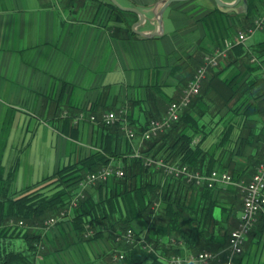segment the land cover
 Here are the masks:
<instances>
[{
    "label": "crops",
    "instance_id": "1",
    "mask_svg": "<svg viewBox=\"0 0 264 264\" xmlns=\"http://www.w3.org/2000/svg\"><path fill=\"white\" fill-rule=\"evenodd\" d=\"M69 1L0 0L1 198H17L38 188L43 191L53 180L47 178L57 168L96 147L93 141L101 138L102 130L95 123L82 120L73 122L78 127V137L68 136L62 130L64 127L58 126L63 109L91 108L98 102L95 113L99 114L130 100H141L148 109L146 97L152 85H159L169 97L179 98L183 87L177 86L176 80L169 76L176 62V52L185 57L184 52H194L200 46L208 51L220 47L216 39H212L216 36L215 17L227 26L217 33L222 46L224 39L236 35L264 14V3L247 18L242 0L235 11L220 10L228 15L215 11L218 9L215 0L174 1L162 13L163 32L160 35L143 37L131 29L133 35L126 33L119 38L113 34V27L122 25L113 16L116 13L110 10L109 16L103 17L108 6L99 9L93 0H79L76 5ZM163 1L125 0L118 3L139 9L144 14L146 27L137 29L150 33L157 26L155 12ZM135 15L137 19L132 24L138 20ZM128 18L134 19L132 15ZM241 22H245L244 26ZM261 31L264 32V28ZM262 40L264 34L255 31L238 44L249 50ZM228 57L211 69L201 86L204 99L199 104L207 110L198 116L202 131L194 141L202 148L216 152V156L220 151H233L231 167L242 172V178H249L252 170L248 169V173L243 170L255 147L248 143L241 149L242 154L236 150H240L242 136L246 137L250 129L253 130L251 133L260 129L264 114L254 116L256 125L254 120L246 124L240 111L231 110L240 99L225 100L218 97L215 89L227 90L222 80L236 86L252 79L251 91L262 92L258 101L264 97V65L252 70L238 62L226 65L227 60H240L234 47L229 50ZM252 57L249 61H253ZM237 74L239 76L234 78ZM134 114L142 117L137 107ZM40 144L45 147L42 149ZM110 163L123 166L122 159H111ZM88 192L99 196L95 187ZM67 230V245L56 250L52 244L64 240L63 230L58 225L45 229L43 237L49 247L45 248L47 253L39 255L38 264H107L103 256L114 249V244L106 236L79 241L71 229ZM248 239L239 264H264V249L258 257L264 239L257 243ZM16 240V247L22 248V240Z\"/></svg>",
    "mask_w": 264,
    "mask_h": 264
},
{
    "label": "trees",
    "instance_id": "2",
    "mask_svg": "<svg viewBox=\"0 0 264 264\" xmlns=\"http://www.w3.org/2000/svg\"><path fill=\"white\" fill-rule=\"evenodd\" d=\"M93 1L97 2L99 9L108 6L116 13L115 19L122 22V25L113 27L115 36L122 38L126 33L133 35L131 24L137 19L135 13L120 9L110 0ZM77 2L79 0H70L69 4L76 5ZM263 3L264 0H245L246 17L257 12L258 7ZM215 11L220 15H228V12L223 13L218 9ZM128 15H132L134 19L130 21ZM214 21L213 29L216 36L212 39H216V43L221 46L222 40H219L217 33L222 32V29L225 30L227 26L217 17ZM244 23L241 22V26H244ZM233 47L240 55V60H227L226 65L238 62L250 70L264 65V40L252 45L249 50H245L241 44H235ZM211 51L200 46L194 52H184L185 57L179 54L170 69L169 76L176 80L177 86L184 88L192 78L195 68L202 63L203 56ZM228 53L225 59L229 58ZM252 56L255 59L249 61ZM211 69L208 70L206 77ZM238 76L237 74L234 78ZM222 83L227 90L215 89L218 97L225 100L232 97L240 99V103L231 110L236 113L240 111L239 114L246 118V124L254 120L256 125L255 118L264 114V97L256 100L262 92L251 91L254 84L252 79L236 86L231 81L222 80ZM175 99L178 98L166 95L159 85H152L146 97L148 109L144 108L141 100H130L120 107L113 105L104 109V111L126 110V120L135 132L133 139L124 135L121 122L106 125L99 120L104 111L95 113L99 106L98 102L93 103L90 109H78H84L88 118L91 113L98 117L95 124L102 130L101 138L93 141L96 147L88 154L60 166L47 178L54 180L55 187L51 193L40 191L41 189L38 188L17 198L0 197V264H38L39 255L42 252L47 253L45 248L49 247L43 237L45 228L42 221L65 209L76 192L80 180L87 173L110 163L111 159H122L124 174L120 178L112 177L108 181L94 185L99 192L98 197L87 191L86 196L80 199L72 213L57 221L54 226L61 227L64 240L53 242L52 246L56 247V250L67 245L65 240L69 232L67 229H71L79 241H93L106 236L114 244V249L103 256L107 264H114L113 261L120 264H166L167 258L172 254L181 256L201 250L223 249L230 230L235 227L232 228V225L239 220L240 208L242 209L243 205L237 188L198 187L186 184L181 178L169 176H164L160 180L161 175L158 170L152 166H144L140 156L134 155L135 149H138L142 155L152 154L166 162L186 163L191 168L205 172L211 169L224 170L232 174L234 179L242 178L243 173L231 167L233 151H220L216 156V152L206 150L199 142L194 141L196 135L202 131V126L198 124V116L207 110V107L203 108L199 104L204 99L202 88L169 128L141 141V135L150 119L162 117L168 103ZM136 107L142 113V117L134 114ZM193 107L195 110L192 111ZM78 110L70 109L66 116L59 119L58 126L64 127L62 129L64 133L72 138L78 137V127L72 122ZM251 132L253 130L250 129L246 137H241L240 150H236L238 154H242L241 149L248 143L255 147L247 157L246 167L243 170L247 173L249 170L253 172L255 166L263 160L264 120L256 133ZM250 134L253 135L250 137ZM134 141L136 143L133 145ZM216 208L219 209L218 216L214 214ZM258 215L256 223L251 227L249 242L257 243L264 237V214ZM10 219L15 222L21 220L24 224L19 226L9 223ZM137 220L141 225L138 228H136ZM127 228L133 231L136 239L144 238L151 250L142 248L140 244L117 242L116 233L124 232ZM87 229L93 231L89 236L84 235ZM16 239L23 241L22 248L16 247ZM121 252L124 254L123 258L113 259L114 254ZM240 255L236 258V264L241 261ZM210 264H223V262L213 260Z\"/></svg>",
    "mask_w": 264,
    "mask_h": 264
},
{
    "label": "built area",
    "instance_id": "3",
    "mask_svg": "<svg viewBox=\"0 0 264 264\" xmlns=\"http://www.w3.org/2000/svg\"><path fill=\"white\" fill-rule=\"evenodd\" d=\"M264 28V14L257 17L254 22L246 27L244 30L238 32L236 35L226 38L223 45L215 47L211 52L203 56V61L195 70L192 78L188 81L183 88L182 93L178 99L172 100L168 103L166 111L162 117L150 119L146 129L141 135V141L156 135L159 132L169 128L171 124L179 118L180 113L189 105L191 99L196 95L201 87L203 80L209 68L217 67L220 61L227 56L228 51L238 43L244 42L251 36L257 29ZM255 58L252 57L251 60ZM126 110H105L99 120L106 124L111 125L116 122H121V130L124 135L133 139L135 137L134 130L129 126L126 120ZM83 112L77 113V119L83 118ZM89 120L97 122L98 117L94 114L89 115ZM135 156H140L142 163L146 167L152 166L159 171L161 176H169L176 179L181 178L186 184L195 185L198 187H227L231 186L237 188L241 201L243 202L239 220L237 225L231 229L226 246L218 251L201 250L194 254L175 255L172 254L167 258L166 264H210L211 261L216 260L223 262V264H236V258L240 255L245 246V241L251 232V227L256 223L258 214H264V156L254 168L249 178H235L227 171L211 169L207 172L191 168L186 163L180 162H166L162 158L153 156L152 154L142 155L135 149ZM124 174L123 168L108 163L93 172L87 173L79 182L76 192L71 197L69 204L65 209H62L57 215H52L45 218L43 227L49 229L53 227L60 219L71 214L72 210L76 208L80 199L86 196L88 189L94 187L99 182L108 181L112 177H122ZM9 223H15L22 226L24 223L19 220L15 222L10 219ZM93 231L87 229L84 235L89 236ZM115 240L117 242L125 241L129 244H140L142 248L151 250L150 245L144 238L136 239L135 234L130 228L124 232L116 233ZM124 254H114L113 259L123 258Z\"/></svg>",
    "mask_w": 264,
    "mask_h": 264
},
{
    "label": "water",
    "instance_id": "4",
    "mask_svg": "<svg viewBox=\"0 0 264 264\" xmlns=\"http://www.w3.org/2000/svg\"><path fill=\"white\" fill-rule=\"evenodd\" d=\"M112 3H114L117 7H119L122 10L125 11H131L134 12L138 15V20L135 21L132 25H131V29L134 33H137L143 37H154L157 35H160L163 32V25H162V13L164 11V9L172 2L174 1H182V0H164L160 6V8L158 9L157 12H155V19L157 21V26L156 28L150 32V33H144L140 30L137 29V26L140 25L141 23L144 22L145 17L144 14L137 8L135 7H130V6H122L120 5L116 0H110ZM241 0H234L232 2H227L224 0H215V3L218 7L219 10L221 11H229V10H236V5L240 2ZM243 3H245V0H242Z\"/></svg>",
    "mask_w": 264,
    "mask_h": 264
},
{
    "label": "rangeland",
    "instance_id": "5",
    "mask_svg": "<svg viewBox=\"0 0 264 264\" xmlns=\"http://www.w3.org/2000/svg\"><path fill=\"white\" fill-rule=\"evenodd\" d=\"M117 2H125V0H116ZM110 8H108V9H106L105 8V10H104V12H103V17L105 18V17H107V16H109V14H110ZM113 16H114V14H113ZM112 16V17H113ZM126 19H127V17H126ZM129 19V18H128ZM127 19V21H131V19H129L128 20ZM256 19V18H255ZM254 19V20H255ZM164 21V19H162V22ZM254 22V21H253ZM252 22V23H253ZM122 23V22H121ZM145 23V21L143 22V23H141L140 25H138L137 27L138 28H143V27H146V24H144ZM251 23V24H252ZM163 25V24H162ZM259 33H261V34H264V32H262L261 31V29H257L256 30V34H259ZM256 37V36H255ZM179 54L176 52V56H178ZM199 67V66H198ZM197 67V68H198ZM197 68H195V70L197 69ZM213 68V67H212ZM209 69H211V68H209ZM202 85V84H201ZM201 88V87H200ZM82 108H87V107H82ZM87 109H90L89 107L87 108ZM83 112V118L82 119H77V117H76V115H77V113H79V112ZM68 112H69V110L68 109H63L62 111H61V113H60V116H62V117H64V116H66L67 114H68ZM86 111L84 110V109H81V110H78L77 112H76V114H75V116L73 117V120H72V122H74V123H77L78 121H82V120H88L89 122H91V123H96V122H94V121H90L89 120V118H88V116L86 115V113H85ZM91 114H94V113H91ZM95 115V114H94ZM96 116V115H95ZM40 147L43 149L44 147H45V144H40ZM43 173H47V171H43ZM162 178H164V176H159V179L161 180ZM54 187H55V184H54V180H51V182H49V183H47L45 186H44V188H43V192H47V193H51V191H52V189H54ZM218 213H219V209L218 208H216V210H215V216H218ZM139 222V220H137V223H136V228H138L139 226H140V224L138 223ZM237 225V223H234L233 225H232V228L234 227V226H236ZM248 237H249V235H248ZM247 237V238H248ZM263 239H264V237H263ZM16 242H18L17 240H15V245H16ZM260 242V241H259ZM22 244H23V241H22ZM43 249H44V247H43ZM263 249H264V247H262L261 249H260V251L258 252V257H260L261 256V254L263 253Z\"/></svg>",
    "mask_w": 264,
    "mask_h": 264
}]
</instances>
